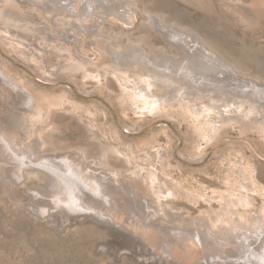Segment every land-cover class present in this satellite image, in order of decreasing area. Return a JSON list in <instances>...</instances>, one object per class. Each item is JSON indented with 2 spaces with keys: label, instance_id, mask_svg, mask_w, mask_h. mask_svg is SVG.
Masks as SVG:
<instances>
[{
  "label": "rangeland",
  "instance_id": "obj_1",
  "mask_svg": "<svg viewBox=\"0 0 264 264\" xmlns=\"http://www.w3.org/2000/svg\"><path fill=\"white\" fill-rule=\"evenodd\" d=\"M38 1L0 3L49 39L34 46L0 20V72L10 82L0 86V133L18 135L24 150L35 142L42 159L85 158L124 188L134 214L90 192L108 217L69 205L55 197L46 163L0 153V264H264V122L253 118L264 113V0H77L97 14L78 8L81 25L103 33L86 43L78 31L87 61L76 68L77 47L50 42L72 33L58 5L75 0ZM194 51L238 89L248 92L247 81L249 105L236 115L220 106L216 121L209 97L170 96L148 76L152 66L186 69ZM25 96L38 116L22 109Z\"/></svg>",
  "mask_w": 264,
  "mask_h": 264
},
{
  "label": "bare ground",
  "instance_id": "obj_2",
  "mask_svg": "<svg viewBox=\"0 0 264 264\" xmlns=\"http://www.w3.org/2000/svg\"><path fill=\"white\" fill-rule=\"evenodd\" d=\"M33 1H35L36 3H41L38 0H33ZM5 2L7 3L8 0H0V3H5ZM74 2H75V6H73L72 4H66L65 7L62 5H58L59 9L62 10V14L65 13L62 16L66 19L69 18L72 20V23H70L71 28H73L72 33H64V39H63L64 44H56L55 45V42L61 41L60 37L58 38V36L56 37L54 35L50 37L51 38L50 42H53V45L52 44L51 45L53 46L54 49H57V48L64 46V48H65L64 50L69 52L70 54H72V50H70L69 47L70 46H71V48H73V46L77 47L76 51L73 48V50H74L73 55L76 57V59L80 60L81 64L70 63V68H76L80 65H83L87 61V58L84 56L82 49L79 46V43L81 42V40L77 36L78 31H80L81 29L82 30L84 29L87 31V34H85L86 39L85 38L83 39V41L86 40V43L88 41H90V39L93 40L94 43H97L99 38L102 37V34H101L102 31L101 30L103 29V28L98 29L94 33H91V31H89V29H91L90 24L83 22V25H81L80 21H78L79 15L77 14V9L80 8L81 11L79 13L83 14V15H87V13H88L87 7L89 9H91V12L88 13L91 15L96 14V9L92 6H90L89 5L90 3H88V2L87 3L82 2V4L77 0H75ZM82 5H83V7H81ZM55 6H56V4L50 3V7L55 8ZM18 7H20V6H18ZM35 8L39 12H41V10H42L41 7H35ZM20 9H22V7H20ZM68 10H70V11H68ZM47 14H49V12ZM51 14L52 15H58L57 12H55V13L53 12ZM2 19L5 20L3 22L8 24V26L10 28L16 27L17 29H19L22 32V34L26 36V39L28 41H30L32 43V45H34V46H37L39 43L38 42V43H36L37 45H35V43H34L35 40L38 41V40L43 38V40L49 41V39L46 38V36L42 37V38L39 37L40 33L38 30L40 28L37 30L36 27H31V25L30 26L27 25V23L28 22L31 23L32 20H28L26 18H23L21 16L20 12H18V13H16L15 11L10 12L6 8L0 7V20H2ZM29 19H32V18H29ZM36 20L38 21V19H36ZM55 20L56 19H53L54 22L52 21L54 24L56 23ZM57 21H58V19H57ZM99 28H101V27H99ZM46 33H48V32H46ZM43 34H45V33H43ZM180 38H181V36H180ZM181 42H183V41L181 40ZM65 46H68V48H66ZM198 50H200V49H198ZM194 52H196V53L193 55V57L190 56L193 60L192 59L189 60V61H191V63H190L191 65L189 67L187 66L186 69L180 70V68H179L178 71L176 69H175L176 71L175 70L173 71V70H169V68L167 66L169 72L166 73L165 71H161L159 69L160 67L158 69H156L155 67L152 66L151 68L149 67L148 76L151 78H155V79L157 78L156 80L160 81L163 84H166L172 90V91H170V93H168V95H170V96L175 94L176 96H183L185 98H188V95L185 94V92H186L189 95L193 94L194 96H198V95L201 96L202 95V97H205V96L209 97V105L205 111L210 115V117H213L216 121L218 120L217 115L216 114L212 115L211 113L215 112L216 109H218L220 106H221V110H222V107H225V109L228 111V113L230 115H236V114H238V110H240L243 105H246V104L249 105V102L247 101V99H245L243 97V96H248V93L252 89V87L249 84H247V81L245 83V89H248V92L245 90L242 91V90L238 89V87L234 86L235 81L231 82L232 79H230L229 76H224L222 79L220 77H218V74H220L219 73L220 65H217L218 63L213 61L214 58L212 56L206 55L204 53L201 54L200 52L198 53V51H194ZM127 56L128 55H124L122 58L125 59ZM216 60H217V56H216ZM219 62H220V60H219ZM182 63H183V61H182ZM182 63H180V66ZM175 67H177V66H175ZM185 67H186V65H185ZM233 80H235V79L233 78ZM9 83L10 82L8 81V79L4 75V73L0 72V86H2L4 84H9ZM238 84H240V83H238ZM151 85H154V83L151 82ZM240 86H243V85L240 84ZM252 91L254 92V90H252ZM142 92H143L144 96L145 95L150 96V94L147 93V89H145V88L142 89ZM249 94L252 95L251 92ZM161 99H163V98H161ZM21 107H22V109L25 108L26 110L31 111V115L34 117L39 115L38 112L36 113L35 111H33L34 108L37 109L35 102L27 96H25L22 99ZM251 108L253 109V107H251ZM242 113H244V115L246 114L245 112H242ZM250 113L252 114V112H250ZM263 114H264L263 111H260V108H259V110L254 111L253 118L256 121L264 122V115ZM21 134H22V137L26 139V137H25L26 135H25L24 130L21 132ZM21 144L22 143H20V138L18 137V135L13 134V133L12 134L11 133H8V134L7 133H0L1 157L4 156L5 158L10 159V161L15 162V161H17V159H20V160L27 159V158L31 159V157L34 156V159H32V160L39 162L38 163L39 165L45 166L47 164V166L50 168V171L55 175V177H50L51 180L49 182H51L50 186H52L53 193H54L56 198L67 201L69 205H77L78 207H82V208L89 209V210L96 209L99 213H102L108 217V214H106L104 212L105 208H107V206L106 207H105V205L101 206L100 204H97L96 202H94L90 197H88V194L86 193V192H90L93 195H95L96 197H98L103 204H107L108 206L114 207V208L119 207V209L121 210L120 207L122 205H124V201L126 200V199L124 200V194H126V193H124V191H125L124 188H122L121 186L114 183V181L112 182L111 180H108L107 178H103L102 176H98V175L92 173L91 172V165L89 166L88 164H90V163H86L87 161L85 160V158H84V160L86 162L84 160H80V159H79V161H77L76 159H75L76 161L75 160L71 161L69 158H63V161L58 163V162L54 161V159L52 160V158L51 159L50 158L42 159V157L45 156V153H43V151L41 153L38 145L35 142L31 146L28 143H25V144L23 143V146H25V147L28 146L27 150L22 149ZM23 163L24 162H21L20 164H23ZM127 200L130 201L129 199H127ZM124 206L127 208V210H129V212L134 211V210L132 211V209L130 208L129 203L125 204ZM132 214H134V212ZM252 223L253 224L255 223L257 226V225H262L263 221L261 220V217H257L256 222H252ZM255 224L253 226H255ZM257 227H259V226H257ZM244 229H243V231H244ZM259 229H260V227H259ZM263 231H264V229H263ZM255 232H253V234ZM250 233H252V232L250 231ZM244 236L245 235H241V236H239V238L242 240H245ZM258 237H259V235H258Z\"/></svg>",
  "mask_w": 264,
  "mask_h": 264
}]
</instances>
